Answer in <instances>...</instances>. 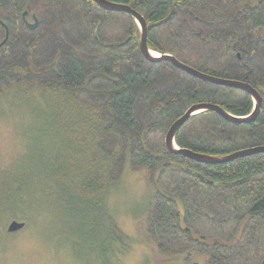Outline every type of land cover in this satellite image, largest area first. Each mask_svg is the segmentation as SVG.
<instances>
[{"label": "trees", "instance_id": "16d2710c", "mask_svg": "<svg viewBox=\"0 0 264 264\" xmlns=\"http://www.w3.org/2000/svg\"><path fill=\"white\" fill-rule=\"evenodd\" d=\"M111 1L129 5L147 24L166 17L173 5L171 19L149 30L148 48L206 74L246 81L262 97L251 123L231 122L213 111L191 116L174 136L178 147L222 156L264 145V71L257 63L264 46V0ZM30 11L40 17L35 30L23 22V12L27 17ZM0 21L8 31L0 47V95L44 105L39 114L52 133L37 164L56 199L79 214L91 212L105 244L124 249L128 237L107 211L108 195L124 168L142 167L150 177L164 163L157 184L180 199L184 222L196 234L205 222L231 240L249 216L235 246L199 245L179 228L174 204L155 190L144 222L165 261L184 263L199 252L205 264H260L264 153L206 165L150 145L151 137L164 135L191 104L210 102L246 116L253 105L249 95L199 80L166 60H145L134 20L91 0H0ZM167 232L188 239L195 250L181 244L168 250L160 242Z\"/></svg>", "mask_w": 264, "mask_h": 264}, {"label": "rangeland", "instance_id": "374dc122", "mask_svg": "<svg viewBox=\"0 0 264 264\" xmlns=\"http://www.w3.org/2000/svg\"><path fill=\"white\" fill-rule=\"evenodd\" d=\"M32 12L26 17L29 23H33ZM36 17L39 25L40 17ZM258 56V66L264 71V46ZM42 106L0 95V264H154L149 254L156 262L161 260L154 241L147 237L145 206L155 188L152 175L148 177L142 167L124 168L107 198L108 213L128 237L124 249H119L117 243L105 244V235L94 231L97 226L93 225L91 212L79 214L76 208L69 209L63 199L54 197L51 186L41 180L45 176L37 164L50 145L52 133L39 114ZM163 139L164 135L152 136L150 145L157 150L165 148ZM15 186L18 191L9 193L8 189ZM18 202L21 207L15 206ZM12 220L25 222V226L7 232ZM198 226L200 235L224 237L205 222ZM163 236L160 242L168 250L179 244L195 250L188 245V239L168 232ZM205 260L204 254L193 252L182 264H205Z\"/></svg>", "mask_w": 264, "mask_h": 264}, {"label": "water", "instance_id": "95a60500", "mask_svg": "<svg viewBox=\"0 0 264 264\" xmlns=\"http://www.w3.org/2000/svg\"><path fill=\"white\" fill-rule=\"evenodd\" d=\"M93 1L99 8H101L104 11L107 12H124L128 14L136 23L137 27L139 28L140 34H139V40H138V49L140 52V55L149 62H155L159 60H166L168 61L173 67L185 72L186 74L193 76L199 80H202L204 82H208L211 84L228 87V88H234L241 90L245 92L247 95H249L253 101V107L252 111L249 115L246 116H234L230 113H228L224 108L219 106L218 104L210 103V102H196L191 104L179 117H177L168 127L164 134V146L167 152L172 154H180L183 157L195 161L200 164H206V165H213V164H220L228 161H232L241 157L251 156L259 153H264V145H257L252 146L240 150H236L232 153L222 155V156H212L208 154H203L199 152L192 151L190 149L186 148H180L176 145L174 141V136L176 132L185 124V122L193 115L198 114L203 111H213L219 116L223 117L226 120H229L231 122L235 123H251L254 122L259 111L260 106L262 105V97L259 93V91L252 86L250 83L246 81H241L237 79H229V78H222L213 76L210 74H206L204 72H201L200 70H197L180 60H178L176 57L170 54H159L158 56L152 55V50H150L147 46V35L149 30L155 27H159L165 23H167L171 17L173 16L175 12V8L172 5L170 8L169 13L166 17L147 24L144 20V17L142 14L137 12L135 9L130 7L126 4L117 3L111 0H91ZM171 1V0H170ZM26 12H23V22L25 26L29 30H33L38 25V20L34 14L31 15L33 19V23H29L25 18ZM0 25L4 27V24L2 21H0ZM5 33L4 38L0 42V47L5 43L8 31L7 28L4 27ZM168 164H175L172 161H167ZM164 169V163L159 164L156 169L154 170L153 176H152V182L155 186L156 192L160 194L164 199L172 202L175 206V211L178 214V226L181 230H185L189 233V239L193 242H196L199 245L204 246H213L217 244L218 246L225 247V248H231L235 246L238 241L241 239L242 233L244 231V228L249 220V216H245L241 222L239 223L236 233L234 235V238L231 240H223L220 238H213V237H206L201 236L199 234H196L193 232L188 226H186L184 222V208L182 205V202L180 199L176 196L165 194L160 187L158 186L157 182L158 179ZM187 172H189V169H186ZM25 226V222H19L16 220H12L6 228L7 232H16L20 229H22ZM262 228L264 231V213L262 215ZM193 264H198L197 262H194ZM260 264H264V257L262 258Z\"/></svg>", "mask_w": 264, "mask_h": 264}, {"label": "crops", "instance_id": "0c3cea01", "mask_svg": "<svg viewBox=\"0 0 264 264\" xmlns=\"http://www.w3.org/2000/svg\"><path fill=\"white\" fill-rule=\"evenodd\" d=\"M141 244H143L144 245V243H141ZM145 250L148 252V254H149V251L147 250V248H145ZM125 254L126 255H128L129 253L128 252H125ZM160 256H162V255H160ZM163 257V256H162ZM149 258L152 260V262H155L154 264H180L181 262H179V263H176V262H168V261H165V259H166V257H163L161 260H157V262L155 261V260H153L151 257H150V254H149ZM126 261V257L124 258V260H123V262H125ZM123 262H121V263H123ZM182 264V263H181Z\"/></svg>", "mask_w": 264, "mask_h": 264}, {"label": "bare ground", "instance_id": "6f19581e", "mask_svg": "<svg viewBox=\"0 0 264 264\" xmlns=\"http://www.w3.org/2000/svg\"><path fill=\"white\" fill-rule=\"evenodd\" d=\"M153 56H158L159 54L157 52L152 51L151 52Z\"/></svg>", "mask_w": 264, "mask_h": 264}, {"label": "flooded vegetation", "instance_id": "af4514ba", "mask_svg": "<svg viewBox=\"0 0 264 264\" xmlns=\"http://www.w3.org/2000/svg\"><path fill=\"white\" fill-rule=\"evenodd\" d=\"M25 17H26V15H25Z\"/></svg>", "mask_w": 264, "mask_h": 264}]
</instances>
